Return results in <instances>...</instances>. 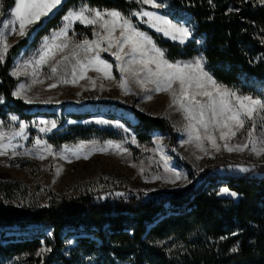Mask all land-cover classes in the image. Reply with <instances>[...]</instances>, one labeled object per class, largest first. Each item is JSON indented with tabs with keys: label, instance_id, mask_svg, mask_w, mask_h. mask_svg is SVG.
<instances>
[{
	"label": "trees",
	"instance_id": "16d2710c",
	"mask_svg": "<svg viewBox=\"0 0 264 264\" xmlns=\"http://www.w3.org/2000/svg\"><path fill=\"white\" fill-rule=\"evenodd\" d=\"M157 1L164 5L161 12L173 19H187L193 29L191 38L180 44L133 18L165 49L170 60L203 56L206 69L219 83L243 94H264V4L260 0ZM1 2L2 20L14 0ZM84 4L124 15L146 7L136 0H65L53 15L32 26L25 38L12 45L0 63V97L5 100L0 118L7 121L10 113L26 120L37 115L57 116L46 110L33 111L41 106L13 96L18 79L11 70L24 46L38 45L62 27L69 10ZM75 30L93 36L91 27L76 24ZM125 108L137 120L128 124L139 141L150 142L153 133L161 131L171 136L170 147L174 148L177 131L166 117L147 113L135 104ZM72 116L83 119L90 115ZM92 132L104 139L117 138L110 130L79 128L50 141L62 144L89 139ZM215 168L201 174L199 183L140 201L124 200L117 192L78 197L52 193L49 205L43 206L28 199L27 187L21 182L0 180V264L12 260L18 264H264V165L237 174L216 172ZM195 177V171L190 170L189 179ZM225 187L238 198L222 196L220 190ZM71 234H77V244L68 249ZM235 246L238 251L233 253L230 249ZM45 248L51 251L37 254Z\"/></svg>",
	"mask_w": 264,
	"mask_h": 264
},
{
	"label": "rangeland",
	"instance_id": "374dc122",
	"mask_svg": "<svg viewBox=\"0 0 264 264\" xmlns=\"http://www.w3.org/2000/svg\"><path fill=\"white\" fill-rule=\"evenodd\" d=\"M156 3L160 4L157 0ZM144 5L146 6L142 8L144 11H153L159 15L166 16L174 23L183 24L193 31L192 25L187 19H173L169 15L161 12L160 9L164 7L163 4H160L162 6L159 8H153L149 4ZM134 17H131L132 22L141 31L148 33L152 37L148 31L141 29L138 23L133 21ZM143 19L146 20L147 18L145 17ZM138 20L140 22V18ZM142 24L155 31L148 24ZM87 27H91L92 33L94 31L102 32L98 25ZM59 30L60 28L42 38L38 45L34 46L30 44L24 46L16 56L11 70V73L18 71L17 75H13L18 79L14 92L20 84H24L25 90L22 95L32 100V103L29 104L41 106L40 108H35L33 111L46 110L55 113L57 116L47 117L37 115L33 119L26 120L17 114L10 113L7 121L0 118V121H3V124H0V131L6 134L3 143H8V136L19 132V124L21 121L27 125L24 136H15L11 141L12 144L17 145L15 151L18 154L13 155V149L9 148L6 155L0 156V180L21 182L23 186L27 187L28 199H31V202L36 200L43 206L49 205L52 193L61 196L78 197L82 194L96 196L108 192H129L138 194L140 195V199H143L144 197H154L158 194H172V192L185 189L189 185L199 183L201 174L215 165L217 168L213 170L216 172H227L230 170L233 174L245 173L239 170L241 167L248 168L251 171L258 165H264V156L257 157L252 154L250 152L251 145L242 152H228L225 150L223 148L224 141L219 140V130L213 131V135L217 137V142L221 145L219 151L213 149L207 141H204L206 152L201 151L195 141L190 143L186 142L188 141L186 126L189 121L185 118L183 110H180L178 105L172 103L171 93L145 91V88L152 89L155 86L151 83H146L144 87H141L137 84L136 78L129 73L122 75L117 67L115 57L111 55V52L116 51L115 48L108 52H99L101 59L113 65L112 76L114 79H106L101 73L89 70L86 73V77L84 79H78L75 84L61 82L63 79L71 81L72 66L77 59H84L86 56L91 57L95 54L94 52L85 53L83 49H77L75 47L77 44H82L84 40L92 41L97 39L94 35L89 37L76 32L75 26L67 33L68 47L62 52L58 51L55 59L39 67L35 77L37 82L33 83L32 72L34 64L29 62L38 59V54L42 50L45 38L51 41L53 35ZM159 34L163 35V33ZM114 35H119V29H117ZM26 36L21 37L14 34L8 37V41L9 43L12 42V46ZM164 37L170 39L169 37ZM30 38H33V36L31 35ZM152 39L158 48L165 51L164 48L156 43L153 37ZM171 40L180 43L179 40ZM57 42L59 43L60 41ZM101 47L106 48L107 43H102ZM74 52L78 53V56L73 55ZM165 55L170 62H187L192 61L196 57H200L196 56L191 59L172 61L167 57L166 51ZM64 57H68V59L65 60ZM124 59L127 60L128 57ZM53 65L57 67V73L55 74L51 72ZM152 67L154 68L155 66L153 65ZM139 68L140 65L138 64L132 66L133 71H137ZM204 69L210 73L206 69L205 63ZM138 76L142 79L144 73L139 72ZM123 78L127 79V94H125V89L119 87ZM93 80L95 81L94 86L92 83ZM51 84H56L57 86L49 87ZM227 87L237 90L238 94H243L236 87ZM173 88H178V85L174 84ZM260 89L262 91L263 87L260 86ZM148 95L152 96L151 100L147 99ZM253 97L264 100V94ZM197 99L204 100L206 98L197 97ZM105 101L120 103L123 106L105 104ZM4 102L5 100L3 99V103H0V106ZM134 104L138 109L147 113L166 117L174 125L178 137L173 149L170 147L171 136L166 132H154L150 142L145 143L138 140L135 131L130 125L136 124L137 120L131 111L125 108ZM87 113L90 116L83 119H76L72 116V114ZM12 115L17 116L18 120L12 121L10 119ZM62 120H64L63 124L61 123ZM41 121L45 123H41ZM97 121H108L109 123H98ZM51 122H55V128H51ZM118 125H122L123 127H119ZM247 127H250V125L238 131L237 135L229 141V144L236 145L245 143ZM41 128H51V130L41 132ZM79 128H89L96 131L110 130L115 133L117 138L104 139L98 136L97 133L92 132L89 139H79L62 144H54L50 141L52 137L56 138L61 135L74 134ZM259 131L260 129L257 128V134ZM201 134H203V130H201ZM36 139L46 141L47 144L51 145L53 154L49 155L47 152H42L41 154L44 158L41 159L37 155V148L42 149L43 145L37 146L35 144ZM133 139L135 142H133ZM109 141L113 144L121 145V148L108 147L107 142ZM81 142H83L84 147L79 151L80 158L77 159L72 153L76 151V146L80 145ZM93 147L97 149L106 148V151H91ZM124 149H127V151H124ZM86 154L88 158L84 159L83 157ZM63 157L67 158L65 159ZM166 165L168 169L181 173V178L176 180L175 184L166 182L174 179L173 171H166ZM58 169H62L59 174H57ZM141 170H143V174H141ZM190 170L196 173V177L192 180L189 179ZM155 176H160L161 179L154 180L153 177ZM145 192H147V195H145ZM221 195L234 199L238 198V195L237 197H232L228 194ZM45 233L50 235L49 230H46ZM76 244L77 234H71L68 237L67 248L71 249ZM6 264L18 263L17 260H12Z\"/></svg>",
	"mask_w": 264,
	"mask_h": 264
},
{
	"label": "snow or ice",
	"instance_id": "6c2138e0",
	"mask_svg": "<svg viewBox=\"0 0 264 264\" xmlns=\"http://www.w3.org/2000/svg\"><path fill=\"white\" fill-rule=\"evenodd\" d=\"M149 4L153 8H159L162 5L156 3V0H136V3ZM212 0H209L211 3ZM62 0H14V8L11 11V17L7 23L3 25L5 29L11 30L13 34L24 37L29 34L30 26L37 24L42 17L48 16L54 9H56ZM264 4V0H260ZM232 11V9H229ZM140 18L141 23H146L150 28L155 29L157 33H163L164 36L173 40H179L180 44H184L191 36L192 30L183 24L174 23L166 16L159 15L153 11H144L141 9L137 12H132L129 16H124L120 11L99 10L90 8L87 4L82 5L78 10H72L64 16V25L58 32H56L52 40L45 38L42 50L38 54V59L30 61L33 63V83H36V75L39 67L43 64L49 63L50 60L55 59L56 53L62 52L68 47V30L76 22L85 26L98 25L102 32L94 31L93 35L97 39L89 41L84 40L82 44H77V49H83L85 53L94 52L91 57L86 56L84 59H77L72 66L71 81L67 79L61 80L63 83L75 84L78 79H84L89 70L101 73L106 79H114L112 76L113 65L106 60L100 58L99 52H108L115 48L116 51L111 52L117 61V67L121 74L129 73L136 78L139 86L144 87L146 83H151L155 87L152 89L145 88V91L151 92H170L172 95V103L179 106L180 110L185 113V118L189 121L186 129L188 131V143L195 141L201 151H205L204 141L211 144L212 148L219 151L221 145L217 142V137L213 135V131L219 130V140L224 141L223 148L228 152L244 151L250 147V152L257 157L264 156V100L254 98L251 95L238 94L237 90L230 89L218 83L213 76L205 71L204 63L206 58L203 56L196 57L192 61L170 62L165 55V51L158 48L153 42L148 33L141 31L133 22L131 17ZM147 18L146 20L143 18ZM18 24V28L16 25ZM119 29V35H114ZM63 38V39H61ZM57 41H60L59 43ZM106 42L107 47L102 48L101 44ZM8 37L4 32H0V63L4 61L5 55L8 51ZM127 49V51H125ZM78 56V53H73ZM128 57L127 60L124 58ZM65 60L68 57H64ZM59 63V62H57ZM138 64L140 68L137 71L132 70V66ZM155 66L154 68L152 66ZM53 74L57 73V67H51ZM143 72L144 77L139 78L138 73ZM18 71H13L12 75H17ZM91 79V78H89ZM93 86L95 81H92ZM178 85V88H173V85ZM56 84H51L49 87H56ZM30 87V86H29ZM119 87L125 89L127 94V79L123 78ZM25 85L20 84L18 89L13 92V96L18 99H24L27 103H32L31 99L23 96ZM197 97H204L201 100ZM148 100L152 99L151 95L147 96ZM0 103H3V98L0 97ZM12 121H17L18 117L12 115ZM98 123H109L108 121H97ZM41 123H45L41 121ZM3 124V121H0ZM247 127L246 142L242 144L230 145L229 141L237 135V132ZM123 127L122 125H118ZM55 122H51V128H55ZM27 125L21 121L19 124V132L8 136V143H3L6 134L0 131V156L6 155L9 148L13 149L12 154L17 155L15 151L17 145L11 143L15 136H24ZM51 128H41L40 131H50ZM257 128L260 129L257 134ZM203 130V134H201ZM26 138V137H25ZM133 142L135 140L133 139ZM37 146L43 145V148H37V155L43 159L42 152H47L52 155V146L46 141L36 139ZM95 144V142H93ZM108 147L121 148L119 144H113L111 141L107 142ZM84 144L76 146V151L73 155L77 159L80 158L79 151L83 149ZM106 151V148H95L91 151ZM127 151V149H124ZM67 158V157H63ZM84 159L88 155H84ZM199 158V157H198ZM163 159V157H162ZM70 162V161H69ZM242 172H248L250 169L241 167ZM62 169L57 170V174ZM166 171H173L174 179L166 182L175 184L176 180L181 178V173L168 169ZM143 174V170H141ZM153 179H161L160 176H155ZM186 179V177H185ZM147 182V181H146ZM154 191V190H153ZM221 194H228L232 197H237V193L231 192L228 188H222ZM117 196H123V193H116ZM147 195V192H145ZM232 235H237L233 233ZM224 239V237H222ZM44 251H51V249H41L40 255ZM231 252L238 251V246L232 247Z\"/></svg>",
	"mask_w": 264,
	"mask_h": 264
},
{
	"label": "crops",
	"instance_id": "0c3cea01",
	"mask_svg": "<svg viewBox=\"0 0 264 264\" xmlns=\"http://www.w3.org/2000/svg\"><path fill=\"white\" fill-rule=\"evenodd\" d=\"M65 0H62V3L64 2ZM62 3L56 8V9H54L48 16H46V17H42L41 18V20L42 19H45V18H47V17H49V16H51V15H53L60 7H61V5H62ZM88 5V4H87ZM89 7H90V5H88ZM81 7V6H80ZM79 7V8H80ZM1 8H2V2H1V0H0V14H1ZM14 8V6L11 8V10L9 11V14H8V16H6L4 19H2L1 20V23H0V32H4L6 35H7V37H9V36H13L14 34L11 32V30H10V28L9 29H5L4 27H3V25L5 24V23H7L10 19H12V17H11V11H12V9ZM79 8H77V9H71V10H69L68 11V13L70 12V11H72V10H78ZM91 8V7H90ZM99 9V8H98ZM67 13V14H68ZM66 14V15H67ZM40 20V21H41ZM39 21V22H40ZM38 22V23H39ZM64 23H65V21H63V25H64ZM76 24H80L79 22H76V23H74L70 28H69V30H68V32L69 31H71L73 28H74V26H76ZM36 25V24H35ZM63 25H62V27H63ZM80 25H83V24H80ZM32 26H34V25H32ZM32 26H30V27H32ZM84 27H87V26H85V25H83ZM88 26H91V25H88ZM16 27L18 28V24L16 25ZM61 27V28H62ZM8 44H9V47L11 46V44H12V42H10L9 43V41H8Z\"/></svg>",
	"mask_w": 264,
	"mask_h": 264
},
{
	"label": "built area",
	"instance_id": "2783aa9c",
	"mask_svg": "<svg viewBox=\"0 0 264 264\" xmlns=\"http://www.w3.org/2000/svg\"><path fill=\"white\" fill-rule=\"evenodd\" d=\"M163 195H169V194H158L157 196L158 197H162ZM117 198V197H116ZM136 199V200H141L140 199V195H138V194H132V193H129V192H126V193H124V195H123V199L124 200H129V199ZM118 199V198H117Z\"/></svg>",
	"mask_w": 264,
	"mask_h": 264
}]
</instances>
